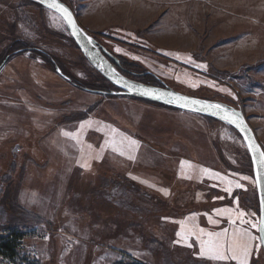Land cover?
Here are the masks:
<instances>
[{"label": "rangeland", "instance_id": "374dc122", "mask_svg": "<svg viewBox=\"0 0 264 264\" xmlns=\"http://www.w3.org/2000/svg\"><path fill=\"white\" fill-rule=\"evenodd\" d=\"M64 1L124 75L240 108L264 149V0ZM111 84L58 13L0 0V234L25 230L15 262L238 264L200 255L237 236L264 264L239 132Z\"/></svg>", "mask_w": 264, "mask_h": 264}, {"label": "water", "instance_id": "95a60500", "mask_svg": "<svg viewBox=\"0 0 264 264\" xmlns=\"http://www.w3.org/2000/svg\"><path fill=\"white\" fill-rule=\"evenodd\" d=\"M33 1L55 11L62 17L70 36L72 37L86 60L110 83L117 87V89L110 90V94L127 95L160 102L175 108L196 112L208 117L221 120L235 128L241 135L250 156L252 173L255 181L259 204V220L262 216H264V163H261V153H264V149L258 141L253 128L249 124L243 110L220 100L203 98L181 92L165 83H163V85H155L137 81L124 75L113 63L115 62L116 64H118V59L114 55H112L104 46L98 43L95 37L78 21L74 10L64 0H56V3L62 4L65 8L68 9V12L71 14L72 20L76 25L75 29L73 28L72 24L68 22L64 13L59 11L57 8L51 7L52 0ZM109 57L113 60V62L109 59ZM56 70L62 76L68 78V76L65 75L58 67H56ZM95 91L99 93L105 92L100 90ZM176 97H184L187 99L177 100ZM194 100L204 101L209 104H220L224 106L230 112L235 113V122L224 119L225 114L223 111L214 108H205L201 104L192 103V101ZM258 234L259 237L262 235L259 230ZM261 245L264 252V243L261 242Z\"/></svg>", "mask_w": 264, "mask_h": 264}, {"label": "snow or ice", "instance_id": "6c2138e0", "mask_svg": "<svg viewBox=\"0 0 264 264\" xmlns=\"http://www.w3.org/2000/svg\"><path fill=\"white\" fill-rule=\"evenodd\" d=\"M51 7L57 8L59 11L64 13L68 22L70 24H72L73 28L75 29L76 25L73 22L71 14L68 12L67 8H65L62 4L56 3V0H52ZM117 50L119 51V49H117ZM201 67H203V65H201ZM176 99L177 100H181V99L186 100L187 98L176 97ZM192 103L201 104L205 108H214V109L221 110L225 114L224 119H228V120H231L232 122H235V119H234L235 113L230 112L227 108H225L224 106H222L220 104H209L207 102L197 101V100L192 101ZM88 123H90V122H88ZM81 127H83V125H81ZM64 134L65 135H71L69 133H64ZM73 138H75V137H73ZM129 142H130V144H133V145L137 143L134 140H130ZM106 143H110V146L113 148L114 151H119L121 155H124L122 148L117 147V143L115 140H113L111 142L106 141ZM261 157H262L261 163H264V153H261ZM129 159H134V157L130 156ZM203 171L206 172L208 170L205 169ZM245 179H247V177H245ZM229 183H231V181H229ZM237 187H241V185L237 184ZM225 190L231 191L230 188H227ZM217 213L222 214V210L217 209ZM243 216H244V213L240 212L239 217L242 218ZM251 226L253 228H258L259 232L262 234L259 237V239L261 240L262 243H264V216H262L260 218L258 224L253 223ZM201 231H203V230H201ZM178 235H180V233H178ZM208 235L210 237L213 236V234H211V233H209ZM222 235H224V234H222V233H216L215 234L216 237H221ZM248 235L249 234L247 233L246 230L239 233L240 237L248 236ZM250 253H251L250 245L240 243L237 236L233 237V239L228 243L227 248H225L224 242H222L220 240H217L214 243L212 242V240L201 241L200 255L201 256H207L212 260H219V261L235 260V261H238V264H249Z\"/></svg>", "mask_w": 264, "mask_h": 264}, {"label": "trees", "instance_id": "16d2710c", "mask_svg": "<svg viewBox=\"0 0 264 264\" xmlns=\"http://www.w3.org/2000/svg\"><path fill=\"white\" fill-rule=\"evenodd\" d=\"M6 231H7L6 234H0V255L4 259L8 260L6 264H17L15 262V259L18 254V247L20 245L21 239L25 236L26 232L22 228L20 229L14 227L6 228ZM22 260L23 261L21 264H38L35 260H28L26 259V257L23 258ZM116 264H137V263L119 262Z\"/></svg>", "mask_w": 264, "mask_h": 264}, {"label": "flooded vegetation", "instance_id": "af4514ba", "mask_svg": "<svg viewBox=\"0 0 264 264\" xmlns=\"http://www.w3.org/2000/svg\"><path fill=\"white\" fill-rule=\"evenodd\" d=\"M93 35V34H92ZM94 36V35H93ZM95 37V36H94ZM95 39L97 40V38L95 37ZM98 41V40H97ZM98 43L100 44V45H102L101 44V42L100 41H98ZM109 59L113 62V60L109 57ZM116 66H117V68L118 69H120V65H119V63L118 64H116L115 62H113Z\"/></svg>", "mask_w": 264, "mask_h": 264}]
</instances>
